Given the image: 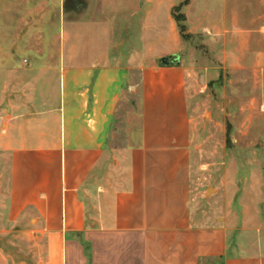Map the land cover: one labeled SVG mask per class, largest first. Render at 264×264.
Here are the masks:
<instances>
[{
	"label": "crops",
	"instance_id": "1",
	"mask_svg": "<svg viewBox=\"0 0 264 264\" xmlns=\"http://www.w3.org/2000/svg\"><path fill=\"white\" fill-rule=\"evenodd\" d=\"M74 1L64 15L63 0H0L8 216L39 245L22 264H264L263 241L232 253L226 224L195 217L199 73L175 16L124 15L154 0ZM199 2L183 7L189 34L203 35ZM0 264L21 263L0 247Z\"/></svg>",
	"mask_w": 264,
	"mask_h": 264
},
{
	"label": "rangeland",
	"instance_id": "2",
	"mask_svg": "<svg viewBox=\"0 0 264 264\" xmlns=\"http://www.w3.org/2000/svg\"><path fill=\"white\" fill-rule=\"evenodd\" d=\"M188 1L171 8L176 0H154L141 5L142 11L124 15L184 16L177 22L199 73L192 100L195 217L203 227L226 224L229 251H244L256 239L264 242V195H252L264 187V0H203V14L197 3L188 15L194 23L196 15H203V35L188 33L183 10ZM77 4L63 0L64 15H75ZM226 4L228 27L219 34L216 24ZM237 14L239 20L232 24ZM9 192L10 151L0 137V247L22 264L37 254L39 245L31 243L20 223L10 222Z\"/></svg>",
	"mask_w": 264,
	"mask_h": 264
},
{
	"label": "trees",
	"instance_id": "3",
	"mask_svg": "<svg viewBox=\"0 0 264 264\" xmlns=\"http://www.w3.org/2000/svg\"><path fill=\"white\" fill-rule=\"evenodd\" d=\"M174 16H175V18H176V20L178 22H180L182 19H185L184 16H178V15H174ZM181 30L185 34V32H186V26L185 25H181ZM87 249H88V247H87V245H85V250L87 251Z\"/></svg>",
	"mask_w": 264,
	"mask_h": 264
},
{
	"label": "water",
	"instance_id": "4",
	"mask_svg": "<svg viewBox=\"0 0 264 264\" xmlns=\"http://www.w3.org/2000/svg\"><path fill=\"white\" fill-rule=\"evenodd\" d=\"M170 56H167V57H163L161 59V62L164 63V64H169L170 63Z\"/></svg>",
	"mask_w": 264,
	"mask_h": 264
}]
</instances>
